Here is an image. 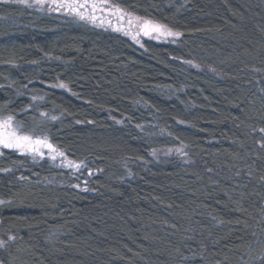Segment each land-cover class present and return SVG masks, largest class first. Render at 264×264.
<instances>
[{"label": "trees", "instance_id": "1", "mask_svg": "<svg viewBox=\"0 0 264 264\" xmlns=\"http://www.w3.org/2000/svg\"><path fill=\"white\" fill-rule=\"evenodd\" d=\"M111 1L182 35L0 3V118L86 165L3 149L0 260L242 264L264 228V0Z\"/></svg>", "mask_w": 264, "mask_h": 264}, {"label": "snow or ice", "instance_id": "2", "mask_svg": "<svg viewBox=\"0 0 264 264\" xmlns=\"http://www.w3.org/2000/svg\"><path fill=\"white\" fill-rule=\"evenodd\" d=\"M0 3L22 5L26 8L39 7L41 10H44L45 5H50V11L65 10L69 15H74L80 20L91 23L99 21L100 26H103L105 23L110 25L111 20H106L103 18V15L98 16L97 13L103 14L107 12L109 16H115L118 21L124 20L127 15L128 27L132 28L133 25H135V33L132 35V38L137 40V43H139L138 37L141 34L151 36L153 39L167 36L178 37L182 35L180 32H173L166 24L127 14L122 8L110 4L109 0H0ZM115 30L121 31L122 29L116 28ZM129 34L130 33L125 30V35ZM256 71H259V69ZM0 87H2V85H0ZM56 87L66 88L67 85L61 83L56 85ZM33 99H35V97H33ZM41 115L47 116V113H41ZM14 119L12 115L0 119V156L4 155L3 149H12L31 154L33 157L39 156L43 158L45 155L43 150L47 149L51 160L55 161L58 157L66 159L65 153L55 146L47 135H36L34 131H25L24 129L26 126L19 122L14 124ZM52 119L55 120L57 117H52ZM252 131L253 133L258 132L264 137V127L258 129L253 128ZM258 147L264 150V138L258 141ZM153 154L155 155V153ZM66 166L77 170L82 166L86 167V165L75 163L72 160H67ZM4 171H8V169H4ZM209 171H211V169H209ZM91 174L92 173L89 172V175ZM239 174L240 173L237 172V175ZM248 175L251 176L252 172L249 171ZM21 179H23V177H21ZM260 179L264 181V176L260 177ZM75 187H79V185H75ZM241 195L243 196V193H241ZM10 203L11 201L0 199V205ZM234 203L242 211H246V209H243L242 205H240L239 201H235ZM237 224H242L244 229L248 228V224L243 220H238ZM173 227H175V225H173ZM251 235L256 238L255 246L252 244L248 245V250L245 253L248 259L244 260V258L241 257L242 264H264V228L261 229L259 235L256 231H252ZM8 239L14 241L16 237L12 235L9 236ZM6 245L7 241L0 239V249L5 248ZM189 259V257L181 254L182 261H189ZM0 264H5V262L0 260Z\"/></svg>", "mask_w": 264, "mask_h": 264}, {"label": "rangeland", "instance_id": "3", "mask_svg": "<svg viewBox=\"0 0 264 264\" xmlns=\"http://www.w3.org/2000/svg\"><path fill=\"white\" fill-rule=\"evenodd\" d=\"M109 2H110V4H112V5H114V6H118V7L122 8V9L125 11V13H127V14H131L132 16H139V17H142L143 19H146V20H152V19H149V18H146V17L140 16V15L134 13V12H131V11L125 9L124 7H122V6H120V5H118V4L114 3V2H112L111 0H109ZM50 7H51L50 5H45V6H44V10H41L39 7H33V9H35V10H37V11H40V12L57 13V14H59V15L65 17V18H72V19H75V20H77V21H81V22H84V23H89V24H92V25L97 26V27H100V28H107V29H111V30H114V31H116V30H115L116 28H120V29H122V30H121V31H117V32H121V33H123V34H125V30H127V31L130 33V34L127 35V36L130 37V38H132V35L135 33V25H133L132 28H129V27H128V24H127V15H126V17H125L124 20H120V21H118V20L116 19L115 16H109L107 12H105V13H103V14H101V13H97L98 16L103 15V18H104V19H106V20H107V19H110V20H111V24H110V25H109L108 23H105L103 26H100L99 21H97L96 23L87 22V21H85V20H80L78 17H76V16H74V15H69L65 10H60V11H50V10H49ZM152 21L157 22V23H160V22L155 21V20H152ZM161 24H162V23H161ZM170 29H171V28H170ZM171 30H172V29H171ZM172 31H173V32H176V31H174V30H172ZM153 35H155V34H153ZM178 37H179V36H178ZM178 37H176V36H167V37H161V38L156 39V40L166 41V42H176V40H177ZM145 38H152V37H151V36H145V35L141 34V35L138 37V39H139V43H141V42L143 41V39H145ZM132 39H133V38H132ZM152 39H153V38H152ZM134 40H135V39H134ZM135 41H137V40H135ZM58 88H60V89H65V88H61V87H58ZM0 119H2V118H0ZM2 151H3V150H2ZM15 151H16L21 157H27V158H29V159H31V160H43V159H45V158L50 159V158H49V155H50V154L48 153L47 149H44V150H43V151L45 152V155H44L43 158H41V157H39V156L33 157L31 154H28V153H22V152H20V151H18V150H15ZM153 153H155V155L153 154V157L156 156V158H157V157L168 156V155H170V154L183 155V149H182V147L171 148V149H162V150H156V149H155V150H153ZM65 157H66V156H65ZM50 160H51V159H50ZM67 160H68L67 157H66V159H65V158H60V157H58L54 162H57V163L60 164L61 166L66 167L68 170H70L71 168H68V167L66 166V162H67ZM52 161H53V160H52ZM0 232H1V229H0ZM0 239H3V240H4V237H3L2 235H0Z\"/></svg>", "mask_w": 264, "mask_h": 264}]
</instances>
